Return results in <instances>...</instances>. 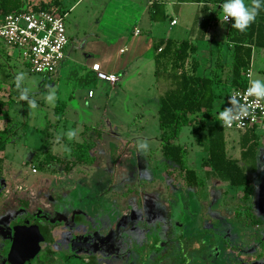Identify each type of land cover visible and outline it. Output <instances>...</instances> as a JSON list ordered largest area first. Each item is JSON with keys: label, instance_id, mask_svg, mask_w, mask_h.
I'll list each match as a JSON object with an SVG mask.
<instances>
[{"label": "rangeland", "instance_id": "374dc122", "mask_svg": "<svg viewBox=\"0 0 264 264\" xmlns=\"http://www.w3.org/2000/svg\"><path fill=\"white\" fill-rule=\"evenodd\" d=\"M61 1L68 13L67 56L78 57L77 39L85 36V40L101 46L109 38L118 37L113 31L130 24L127 8L118 5L116 12L113 5L100 8L108 0H83L71 10L73 0ZM95 19L102 27L98 38L92 31ZM180 23L171 27L172 35H176ZM7 51L13 53L12 62L7 60ZM70 58L59 75L44 80L42 75L30 73L21 54L0 40V100L10 105L9 117L0 120V130L7 128L9 135L0 152V264H5L2 248L16 216L26 214L19 222L39 218L62 223V229L55 230L54 235L67 244L85 234L83 227H70L77 212L101 218L103 230L95 238L103 253L112 255L110 264H179L177 241L170 242L172 248L162 246L158 254L154 252L148 237L154 228L161 231L160 238L183 235L186 246L191 245L189 249L195 252L190 264H264V132L254 131L259 135L256 169L245 166L251 197L244 202L241 188L206 175L207 168L201 163L207 154L190 128L183 127L176 141L183 148L184 166L194 169L202 181L201 186L189 187L183 180V170L161 152L164 142L157 119L158 98L168 83L154 82L153 64L144 66L140 76L122 75L111 87L103 80L85 81L81 75L84 69L73 65ZM212 68L210 75L215 72ZM21 72V88L29 90L36 110L19 99L14 78ZM216 75L221 79L230 76L225 69ZM219 84L222 88L215 98V113L229 91L224 90L228 84ZM50 91L56 94L54 104L45 99ZM97 129L104 134L97 137ZM69 130L76 133L71 140L65 136ZM201 134L205 136L206 126ZM225 138L227 152L237 157L238 132L227 130ZM84 140L95 143L92 165L80 164L73 156V149ZM139 140L149 144L143 153L136 147ZM128 234L134 243L142 244L132 245V254L125 257L124 239ZM201 241L207 246L201 247ZM92 243L85 239L74 248L88 250L91 246L88 251L98 262H109V257L102 256L97 244Z\"/></svg>", "mask_w": 264, "mask_h": 264}, {"label": "trees", "instance_id": "16d2710c", "mask_svg": "<svg viewBox=\"0 0 264 264\" xmlns=\"http://www.w3.org/2000/svg\"><path fill=\"white\" fill-rule=\"evenodd\" d=\"M76 1L73 0V2ZM176 1L179 3L202 4L200 12L203 15V19L199 28V32H202V34L205 33L209 25V6L220 5L222 2V0ZM21 10H46L52 13H67L61 0H0V20L8 13ZM150 10L152 20H165L164 6L161 1L154 0ZM227 41L232 44L233 49L230 64V80L228 82L229 89H231L246 85V81L243 79V72L248 68L252 47H264V8L260 10L256 20L248 27L246 32L240 33L231 28L230 25ZM192 50L193 46L188 39H167L164 42L154 43V76L156 80L168 83V88L159 97L157 111L158 124L162 131L160 136L164 142L161 147L162 155L183 170V180L187 186L198 187L202 185V181L197 177L195 170L184 166L182 146L174 143L182 128L189 127L192 137L203 146L207 154L205 160L201 163L202 166L207 168L206 175L225 181L232 187L241 188V198L244 202H248L251 197V189L245 166L248 165L251 171H255L256 169V152L259 147V136L251 130L239 132V158H234L227 152L226 130L218 124L217 113L214 112V102L217 95L214 86L219 83L218 77L215 74L201 76L196 73L199 65L196 60L190 59ZM9 109L8 102L0 100V119L9 117ZM204 126H206V134L202 136L201 130ZM100 133L101 131L98 130V137ZM7 142H9L8 129L4 128L0 130V152L4 151ZM94 147V141L84 140L73 149V156L80 164L92 165L94 155L91 154V151ZM1 162L0 158V171ZM247 207L250 209V206ZM74 220L87 226L90 224L89 219L82 214L75 215ZM37 222L38 220L34 223ZM43 223H45L42 228L43 234L47 235L54 225L51 223L47 224V220H44ZM156 225L160 226V224ZM160 233L161 231L158 232L154 228L152 233L148 234L152 243L151 247L155 250L154 252L158 254L162 246L163 248H167L171 245L170 242L177 241V249L181 253V259L177 263L183 264L186 262V264H190L192 262L195 252L194 249H189L191 245L190 247L186 246L187 241H184L183 235L180 237L171 236L169 239H165L159 237ZM127 236L131 245L125 254L126 256L129 253L132 254V245L139 247L142 244L139 243L140 245H138V243H134L133 238L130 235ZM159 242H161V246H159ZM203 243L201 241V245L196 244L201 247L207 246V244ZM183 247H187L188 249H183ZM192 247H194V244ZM149 255L146 254V257ZM166 256H168V253ZM171 264L173 263L171 262Z\"/></svg>", "mask_w": 264, "mask_h": 264}, {"label": "crops", "instance_id": "0c3cea01", "mask_svg": "<svg viewBox=\"0 0 264 264\" xmlns=\"http://www.w3.org/2000/svg\"><path fill=\"white\" fill-rule=\"evenodd\" d=\"M82 1L83 0H77L69 9H73L74 6ZM153 1L154 0H108V3L100 7L102 9H107L113 5V12L118 11V5L121 9L127 8L129 11L126 13L128 16H130V24L128 23L125 25L126 29L123 28L120 31H113V33H117L118 37L109 38L107 40L108 43H102L101 46L95 43L96 41H92L90 39L85 40V36L82 38V40L77 39L78 45L75 50L78 52V57L75 58L72 56V54L69 56L71 57L70 59L73 65L77 64L81 67V70L84 69V71L81 72V75L85 81L95 82V80H99L91 70V65L94 63L99 64L100 70L102 72L106 74H113L117 77L118 80L115 83L111 84L107 82L111 87L120 81L122 75L125 76L127 73L131 74V76H140L144 66L152 63L154 82H161L156 80L154 76V43H158L160 41L164 42L167 39L189 40L193 46V50L190 53V59H194L198 62L199 66L196 71L198 75L209 76L211 67H213L212 69L215 71L213 74L215 75L220 73L221 69L222 71L225 69L226 74H230V64L232 60L233 49L232 44L227 41V36L231 23H225L223 26H221L218 17L220 13L219 5L209 6V25L207 26L205 33L202 34V32H199L200 24L203 19V15L200 12L202 7L201 3H179L176 0H159L163 3L166 18L164 21H154L151 19L150 10ZM245 3L250 4L251 0H245ZM90 7L93 8L92 6ZM130 11L134 12L130 15ZM172 20H175L176 23L171 24ZM179 20H181V26L177 30L176 35H172L173 29H171V27L177 25ZM109 22L110 21H107L108 25ZM99 23L100 21L95 19V22L92 24L93 29H91L95 34V38H98L100 35L98 34V32H100L99 28H102L100 27ZM115 42L118 43V46L114 48L112 45L116 44ZM161 47H163V45H161ZM12 54L13 53L11 51H7V56L11 57H7L8 61L12 62ZM69 56L66 55L65 51V58L56 72L47 78L43 76V79L50 80L59 75L60 69H62L63 65H65L69 60ZM208 60H213L210 65L205 64ZM218 63L219 65H217ZM215 67L218 68L217 71ZM247 72L250 73L249 82L252 79H264V47H252L248 68L243 72V79L246 82L247 78L245 75ZM229 77H226V79H221L218 77V80L220 83L228 84L230 80ZM1 85L2 84L0 82V90ZM214 87L216 94L217 91L219 92V90L222 88L219 83H217ZM162 88L163 91H165L168 86L164 87L163 85ZM224 90L230 91L229 88ZM228 92L225 94L224 101L221 103V107L225 102ZM98 130L101 131L100 135L104 134L102 129H97L96 134ZM236 132L239 133L243 131ZM176 140L177 139L174 140V143L178 144ZM239 153L240 148L238 154ZM234 158H239V155Z\"/></svg>", "mask_w": 264, "mask_h": 264}, {"label": "built area", "instance_id": "2783aa9c", "mask_svg": "<svg viewBox=\"0 0 264 264\" xmlns=\"http://www.w3.org/2000/svg\"><path fill=\"white\" fill-rule=\"evenodd\" d=\"M66 16L67 13H52L46 10L8 13L0 20V40L5 46L21 54L30 73L51 76L65 58L69 41L65 26ZM175 23V20L171 21V24ZM91 70L99 80L111 84L118 80L115 75L102 72L98 63L92 64ZM245 76L246 85L231 88L220 109L230 106L228 97L239 93L240 102L249 106L248 116L242 121L234 122L231 127H222L219 121L218 123L224 130L264 132V101L258 104L254 97L246 96L250 73L247 72ZM88 95L91 96L92 92L89 91ZM32 171L35 172V168Z\"/></svg>", "mask_w": 264, "mask_h": 264}, {"label": "flooded vegetation", "instance_id": "af4514ba", "mask_svg": "<svg viewBox=\"0 0 264 264\" xmlns=\"http://www.w3.org/2000/svg\"><path fill=\"white\" fill-rule=\"evenodd\" d=\"M26 205V204H25ZM84 215L86 216L90 224L89 226L81 223H77L74 220L75 215ZM26 214L21 213L20 215L16 216V218L9 224V230H8V240L5 242V245L2 248V255L4 258L5 264H110L112 262V255L111 254H104L102 248L97 243L98 240L96 235L103 230V223L101 222V218L95 215L94 217H90L87 214L77 212L74 213L72 217L73 224L70 225L72 230H75L76 227H83L85 229V234H83L80 237H76L72 239L71 243L62 244L60 239H56V236L54 235V231L61 228V224L59 222L55 221H47V224L51 223L54 225L52 229H50L49 233L43 234V221L39 220V218H35L33 221L27 223V222H19L20 220H25ZM36 220H38L37 223H34ZM21 227H28L32 228V230H28L26 233L29 235L24 238V235L20 238V242H23L24 244L32 245L34 243V240L37 239L36 232L38 236L40 237V240L35 242V255L32 257V259L28 262V257L24 254H18V253H10L12 243L15 240V237L17 235H20L22 233V230L19 228ZM62 229V228H61ZM15 234V235H14ZM129 235V234H128ZM61 236V235H60ZM88 239L90 241H93V243H96L99 247L102 256L105 258L110 259L109 262H98L97 257L94 254L89 253L88 250H84L81 248H74V245L77 244L79 241ZM92 243V244H93ZM124 243L127 245L125 247V254L130 248V240L128 239V236L126 235L124 239ZM27 251V248H25ZM31 250L29 251V253ZM87 252V253H86ZM131 253H129L130 256ZM12 255V256H11ZM125 257H128L125 255Z\"/></svg>", "mask_w": 264, "mask_h": 264}, {"label": "clouds", "instance_id": "9594fccd", "mask_svg": "<svg viewBox=\"0 0 264 264\" xmlns=\"http://www.w3.org/2000/svg\"><path fill=\"white\" fill-rule=\"evenodd\" d=\"M219 21L221 26L230 22L231 28L237 30L240 33L246 32L248 27L256 20L260 10L264 8V0H251L250 4H246L245 0H222L220 3ZM231 18V19H230ZM24 80V73H17L14 78L15 87L19 90V99L26 101L29 109L36 110L37 104L35 100L30 99L29 90L27 88H21V84ZM239 93L228 97V103L230 106L220 109V101L217 104V120L222 127H231L234 122L242 121L249 114V106L246 103H241L238 99ZM246 96L254 97L259 102L264 101V79H252L246 89ZM45 99L54 104L56 94L54 91H50ZM76 135L74 130H69L65 133L67 139L71 140ZM59 136L57 141H59ZM137 150L141 153L146 151L149 147L147 140H139L137 142Z\"/></svg>", "mask_w": 264, "mask_h": 264}, {"label": "water", "instance_id": "95a60500", "mask_svg": "<svg viewBox=\"0 0 264 264\" xmlns=\"http://www.w3.org/2000/svg\"><path fill=\"white\" fill-rule=\"evenodd\" d=\"M20 230H22V233L20 235H17L15 237V240L14 242L12 243V246H11V250H10V253L13 254V253H18V254H24L28 257V262L32 259V257L35 255V252H36V248H35V242L40 240V237L38 236L37 232H36V235H37V239L34 240V243L32 245H28V244H24L23 242H20V238L24 235V238H26L29 234L26 233L28 230H32V228H28V227H21L19 228ZM33 232V230H32ZM15 235V234H14ZM21 236V237H20ZM27 248V251L26 249ZM31 250V252L29 253V251ZM12 256V255H11Z\"/></svg>", "mask_w": 264, "mask_h": 264}]
</instances>
